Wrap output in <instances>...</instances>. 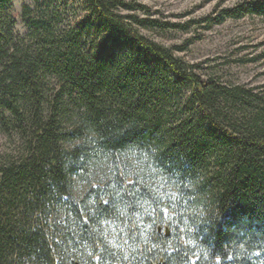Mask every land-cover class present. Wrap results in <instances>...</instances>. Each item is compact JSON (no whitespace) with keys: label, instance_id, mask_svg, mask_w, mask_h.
<instances>
[{"label":"trees","instance_id":"1","mask_svg":"<svg viewBox=\"0 0 264 264\" xmlns=\"http://www.w3.org/2000/svg\"><path fill=\"white\" fill-rule=\"evenodd\" d=\"M138 7L0 0V264H264V97Z\"/></svg>","mask_w":264,"mask_h":264},{"label":"rangeland","instance_id":"2","mask_svg":"<svg viewBox=\"0 0 264 264\" xmlns=\"http://www.w3.org/2000/svg\"><path fill=\"white\" fill-rule=\"evenodd\" d=\"M65 3V0H54ZM80 0H69L76 3ZM141 6L122 12L138 18L169 24L165 30H141L148 39L168 49L177 48L175 56L197 66L196 72L230 85H242L264 97V18L246 15L226 17L255 0H122ZM32 0H13L16 29L24 33L21 11ZM137 8V7H136ZM81 14V12H79ZM179 26L174 28L172 26ZM0 136V152L4 149Z\"/></svg>","mask_w":264,"mask_h":264},{"label":"snow or ice","instance_id":"3","mask_svg":"<svg viewBox=\"0 0 264 264\" xmlns=\"http://www.w3.org/2000/svg\"><path fill=\"white\" fill-rule=\"evenodd\" d=\"M228 258L231 259V256H229ZM97 259H99V257H97Z\"/></svg>","mask_w":264,"mask_h":264}]
</instances>
